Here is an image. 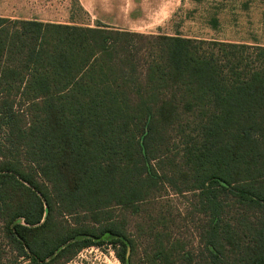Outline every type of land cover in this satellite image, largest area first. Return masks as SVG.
I'll use <instances>...</instances> for the list:
<instances>
[{
	"label": "trees",
	"instance_id": "obj_1",
	"mask_svg": "<svg viewBox=\"0 0 264 264\" xmlns=\"http://www.w3.org/2000/svg\"><path fill=\"white\" fill-rule=\"evenodd\" d=\"M0 115V264H264V46L0 17Z\"/></svg>",
	"mask_w": 264,
	"mask_h": 264
},
{
	"label": "rangeland",
	"instance_id": "obj_2",
	"mask_svg": "<svg viewBox=\"0 0 264 264\" xmlns=\"http://www.w3.org/2000/svg\"><path fill=\"white\" fill-rule=\"evenodd\" d=\"M178 0H154L152 6L164 7L172 6ZM139 12L138 26L144 27L149 17L151 0H135ZM143 7H146V15ZM78 24L95 25L97 20L89 22V17L78 7L75 8L74 17L72 18ZM77 24V25H78ZM12 26V25H9ZM82 26V25H79ZM177 28H180L177 30ZM174 31L182 35H215L219 39H229L235 43H245L249 45L264 46V0H179L177 8L169 21L165 24V32L173 33ZM149 34V33H148ZM1 123V115H0ZM0 126V137L2 136ZM4 153L12 155L14 150H9L4 146ZM173 199V204L178 205L182 199L178 196L169 195ZM146 211L148 206H142ZM143 209V211H144ZM120 214V213H119ZM175 214V213H174ZM128 220L130 225L129 231L141 233L138 227V219L142 216L129 214ZM148 216L146 215L145 218ZM136 221V222H135ZM189 225V231L192 232V224ZM184 231V227L175 230V234ZM137 250L132 256V264L142 263L145 255H148L149 245L144 237L136 238ZM119 246L116 248L110 245H89L81 248L73 257L63 264H123L117 255ZM3 254L9 255L7 247ZM12 261L11 259H9ZM16 261H20L19 259ZM48 263V262H47ZM128 263V264H131ZM12 264H22L15 262Z\"/></svg>",
	"mask_w": 264,
	"mask_h": 264
},
{
	"label": "crops",
	"instance_id": "obj_3",
	"mask_svg": "<svg viewBox=\"0 0 264 264\" xmlns=\"http://www.w3.org/2000/svg\"><path fill=\"white\" fill-rule=\"evenodd\" d=\"M151 0L149 9L150 20L144 27L138 26L139 12L135 0H0V17L11 20L35 21L40 23H55L77 25L73 21L75 8L83 11L89 22L97 20L95 25L104 24L114 28L167 36H179L194 39L218 40L231 42L229 39H219L215 35H182L176 31L165 32V24L173 15L179 0L172 6L154 7ZM146 15V7H143ZM94 27L90 24H78ZM180 28H177L179 30Z\"/></svg>",
	"mask_w": 264,
	"mask_h": 264
}]
</instances>
